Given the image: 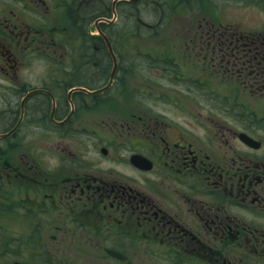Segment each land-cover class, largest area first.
<instances>
[{
  "label": "flooded vegetation",
  "instance_id": "flooded-vegetation-1",
  "mask_svg": "<svg viewBox=\"0 0 264 264\" xmlns=\"http://www.w3.org/2000/svg\"><path fill=\"white\" fill-rule=\"evenodd\" d=\"M121 1L0 0V117L11 125L0 132V152L9 150L0 210L10 226L0 264H264V26L199 24L185 53L212 74L216 101L180 97L161 102L168 114L92 117L102 98L129 107V78L119 86L118 74L144 59L115 43L126 28L139 40L140 26L160 21H119ZM78 37L99 43L100 55L84 46L70 58ZM150 58L153 75L170 67L194 81L172 56ZM51 60L54 70L32 68ZM98 60L108 73L94 84L84 62ZM206 78L197 85L210 87ZM142 92L133 105L146 102ZM34 126L70 140H59L54 164L32 144L17 157L14 141Z\"/></svg>",
  "mask_w": 264,
  "mask_h": 264
},
{
  "label": "rangeland",
  "instance_id": "rangeland-1",
  "mask_svg": "<svg viewBox=\"0 0 264 264\" xmlns=\"http://www.w3.org/2000/svg\"><path fill=\"white\" fill-rule=\"evenodd\" d=\"M111 1L112 0H109V4ZM237 1L238 0H139L134 6H128L123 0L119 2V9H117V17L119 21H125L128 18L135 17V15L152 24L160 21L157 26H155V29L146 28L143 25L140 26L139 40H132V37L128 38L127 36H133V34L131 30L126 28V38L115 43L118 45L116 47L119 51H122L124 54L135 52V54L140 55V58L144 59L143 61L140 60L139 63L130 59L129 66L133 68H129V71L126 66H123L126 67L125 69H127V71L125 74L122 72L118 74L119 86L123 84L127 77L129 78V86L127 87L126 94L129 97L127 102L131 105L128 104L129 107L125 108L124 106L127 103H112V100L102 98L99 99V101L102 100V102L93 109L94 112L92 117L97 115H106V117L111 116L112 118L118 116L123 117V113L126 110L136 111L137 109H140V107H144L145 109L156 108L159 112H165L168 114L169 110L166 111L167 105L162 107L161 102L166 103L167 101L180 99V97L190 103L199 101H216L217 99L212 97L210 95L211 91H209L216 83L215 79L211 77L212 74L205 72L204 69L206 68H204L199 62L194 64L193 61L196 60L194 59L192 61L185 51L190 52L189 42L196 37L195 35L201 22L209 21L218 24L219 21H222L223 23H229L230 25H235L240 29L248 31L258 30L264 26V17H262L264 13V0ZM155 3H158L159 6H161L162 12H160L159 7ZM134 7H138L139 10L136 9L135 11ZM80 41L82 42L78 37L70 45L71 49L68 50V53L71 55L69 56L70 58L75 55L77 56L80 51L79 47L83 49L84 46L86 47L85 52L88 55L92 54V50L97 51L100 55L101 45L99 43L94 42L92 44H85L82 42V47ZM157 54L172 56L177 64H170V66L174 67L179 73L184 69V73L180 74L190 75L194 78V81L191 82L186 78H176L174 76V73L176 74V72L170 67L167 68L168 70L162 71L164 76L153 75L152 72L155 70L152 69V64L155 62L152 61L150 57H155ZM52 61L53 60L37 63L32 68L48 69L51 67V69L54 70L56 66ZM64 63L65 61L61 66H63ZM84 63L88 65L86 71L89 76H87L86 72L83 74V76L86 77V80L91 77L94 84H100L101 76L104 78L107 76L108 72H106L105 75L102 72L105 68L99 67L101 64L100 60L95 63L91 61ZM158 65L160 66V64ZM205 74H207L206 76H209L208 79L205 77ZM79 76L82 75L76 77ZM205 78L210 82V87L198 86L197 80H203ZM105 81L106 79L102 80V82ZM136 88L146 92V102L138 101L140 102L138 107L133 105L136 103V99L133 97V91L136 90ZM5 96H7L6 92L0 86V98L3 99ZM198 105L199 103L192 104L193 107H197ZM0 106L3 108L2 103H0ZM189 109L192 110L194 108ZM140 111H142V109ZM1 112H3V110H0V113ZM90 123L93 124V121H90ZM10 126V124L5 123L4 118L0 117V132L8 129ZM75 127H80L77 131L83 132L82 125H76ZM22 132L24 134H32L33 137L26 138L25 136H22L14 141L15 146L13 149L15 151L17 150L16 153L19 159L21 153L26 152L24 150L26 145L32 144L30 148H42L41 150H43L42 152L45 155L51 156L50 158L48 157L50 163L54 164L55 160L53 157H56L59 148L64 147V144H61L64 141L60 142L59 140L70 141L49 126H44V128L42 126H34L30 128L25 127ZM98 134H100L99 131ZM84 136H86V134ZM72 139H74L73 142L78 141L79 135L75 134ZM82 139L86 140L85 138ZM36 152L37 150L31 149L30 154L37 155L38 153ZM42 152L39 154H42ZM8 159L9 150H3L0 152V165H5V161ZM2 187L3 184L0 185V190L3 191ZM8 228H10V226L7 224L5 208L2 206L0 210V262L7 260L5 251L7 245H2L4 244L3 240L9 239L10 232L8 231Z\"/></svg>",
  "mask_w": 264,
  "mask_h": 264
},
{
  "label": "trees",
  "instance_id": "trees-1",
  "mask_svg": "<svg viewBox=\"0 0 264 264\" xmlns=\"http://www.w3.org/2000/svg\"><path fill=\"white\" fill-rule=\"evenodd\" d=\"M241 1H243V0H240V1L238 0V2H241Z\"/></svg>",
  "mask_w": 264,
  "mask_h": 264
},
{
  "label": "bare ground",
  "instance_id": "bare-ground-1",
  "mask_svg": "<svg viewBox=\"0 0 264 264\" xmlns=\"http://www.w3.org/2000/svg\"><path fill=\"white\" fill-rule=\"evenodd\" d=\"M6 144V143H5Z\"/></svg>",
  "mask_w": 264,
  "mask_h": 264
}]
</instances>
